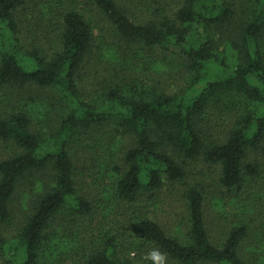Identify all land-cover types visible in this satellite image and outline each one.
Instances as JSON below:
<instances>
[{"label": "trees", "instance_id": "1", "mask_svg": "<svg viewBox=\"0 0 264 264\" xmlns=\"http://www.w3.org/2000/svg\"><path fill=\"white\" fill-rule=\"evenodd\" d=\"M0 148V264H264V0H0Z\"/></svg>", "mask_w": 264, "mask_h": 264}, {"label": "rangeland", "instance_id": "2", "mask_svg": "<svg viewBox=\"0 0 264 264\" xmlns=\"http://www.w3.org/2000/svg\"><path fill=\"white\" fill-rule=\"evenodd\" d=\"M40 1V0H39ZM41 4H43V3H37L36 4V7L37 8H33L32 6H33V3L30 5V8L29 9H26V13L27 14H29L30 12H31V10H37L38 11V8L41 6ZM78 6L79 5H82V3L80 2V3H78L77 4ZM46 8V7H45ZM44 9V6L42 7V12H43V14H45V10H43ZM46 10H47V8H46ZM47 12V11H46ZM40 16H42V15H40ZM19 37V39H22V40H24L23 39V37H22V35H18ZM167 61L169 60V59H166ZM166 63V62H165ZM162 68L164 69V72L166 73L165 75H163V79L164 80H166L167 82H168V84H170V86H172L173 88L174 87H176V84L178 83V81L180 80V78H179V76H178V74L176 73V71H179V68L178 69H176L175 67H174V69H171V67H168V66H162ZM53 120H55V119H53ZM45 119H42L41 118V115L39 116V119H38V121L36 122L37 123V127H40L41 129H43V131H47V127L45 126ZM49 121H50V123H52L53 121L51 120V119H49ZM1 152H2V150H1V148H0V154H1ZM79 166H80V163H79ZM80 169H82V166L80 167ZM175 206H177V205H175ZM164 211H166L167 213L164 215L163 214V212H160L159 213V215H158V217H159V219L160 220H163V222L165 223V224H171L172 223V221L173 220H171L172 218H174L173 217V214H174V212H178L177 211V209H175L174 207H173V209L172 210H170L168 207H166L165 208V210ZM174 215H176V214H174ZM133 255V254H132Z\"/></svg>", "mask_w": 264, "mask_h": 264}, {"label": "clouds", "instance_id": "3", "mask_svg": "<svg viewBox=\"0 0 264 264\" xmlns=\"http://www.w3.org/2000/svg\"><path fill=\"white\" fill-rule=\"evenodd\" d=\"M145 260L151 261V264H167V254L161 252L158 248H153L145 256Z\"/></svg>", "mask_w": 264, "mask_h": 264}]
</instances>
